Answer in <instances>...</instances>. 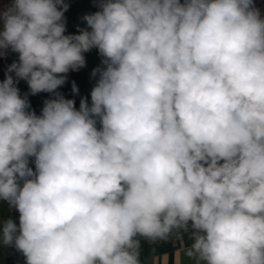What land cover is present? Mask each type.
<instances>
[{
	"label": "clouds",
	"instance_id": "1",
	"mask_svg": "<svg viewBox=\"0 0 264 264\" xmlns=\"http://www.w3.org/2000/svg\"><path fill=\"white\" fill-rule=\"evenodd\" d=\"M97 2L72 35L65 0L0 10V55L19 54L0 82V200L19 224L3 222L0 244L25 264H142L140 238L175 234L194 264H264L255 0ZM94 48L91 105L77 110L57 89ZM19 80L53 94L40 115Z\"/></svg>",
	"mask_w": 264,
	"mask_h": 264
},
{
	"label": "crops",
	"instance_id": "2",
	"mask_svg": "<svg viewBox=\"0 0 264 264\" xmlns=\"http://www.w3.org/2000/svg\"><path fill=\"white\" fill-rule=\"evenodd\" d=\"M13 0H0V10L9 6ZM183 2V0H181ZM69 5L68 10L64 13L66 18V28L76 24L80 21L83 14L88 11L92 6L98 5L97 0H65ZM256 7L261 11L264 16V0H255ZM3 30V22L0 20V31ZM101 56L97 49H92L87 53L85 58L86 75L88 81L93 88L96 84L98 77H93V69L101 66ZM20 94L23 96L24 92L19 84L16 85ZM33 110V109H31ZM35 111V110H33ZM35 113L39 115L36 111ZM30 167L35 168L34 162L30 161ZM12 219V208L9 207L6 201L0 200V228L5 220ZM192 243L189 235H184L183 244L185 247L190 246ZM140 260L142 264H194V261L182 252L181 242L164 241L158 244L148 245L144 238H140ZM0 264H23L16 258L15 248L4 246L0 244Z\"/></svg>",
	"mask_w": 264,
	"mask_h": 264
},
{
	"label": "trees",
	"instance_id": "3",
	"mask_svg": "<svg viewBox=\"0 0 264 264\" xmlns=\"http://www.w3.org/2000/svg\"><path fill=\"white\" fill-rule=\"evenodd\" d=\"M99 10L98 5L92 6L88 11H86L79 22L70 27L66 28L65 35L79 34L80 29L87 28V23L84 17L86 15H90ZM88 53V52H87ZM87 53H84L86 58ZM19 61V54L7 50L5 55H0V82H2L6 78V74L8 73V68L13 62ZM15 76L14 73H10ZM66 83L59 87L57 91H59L66 99H73L75 101V107L78 110L80 106L81 98H86L89 106L91 105V90L92 87L88 81L85 66L78 71H69L67 74ZM75 82L78 93L74 94L72 92V83ZM19 84L24 92V94H28V100L31 105V109L35 110L39 115L41 114V110L44 106V101L47 99L54 98L53 94L47 92H41L36 95H32L30 93L29 86L25 80H19ZM99 126V125H98Z\"/></svg>",
	"mask_w": 264,
	"mask_h": 264
},
{
	"label": "built area",
	"instance_id": "4",
	"mask_svg": "<svg viewBox=\"0 0 264 264\" xmlns=\"http://www.w3.org/2000/svg\"><path fill=\"white\" fill-rule=\"evenodd\" d=\"M35 170V168H33ZM12 219L14 220L15 223H17V225L19 224V213L18 211L15 209V208H12ZM184 235H188L187 233L183 234V237ZM144 241L148 244V245H153V244H158V243H161V242H164V241H157V242H151L147 239H144ZM169 241H173V242H177V241H180L176 235L174 234L173 237L169 238V240H167V242ZM15 254H16V258L22 262L23 264H25V258L24 256L22 255V253H20L19 251H17L15 249Z\"/></svg>",
	"mask_w": 264,
	"mask_h": 264
}]
</instances>
